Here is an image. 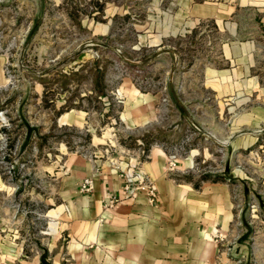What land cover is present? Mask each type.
<instances>
[{"label":"rangeland","instance_id":"1","mask_svg":"<svg viewBox=\"0 0 264 264\" xmlns=\"http://www.w3.org/2000/svg\"><path fill=\"white\" fill-rule=\"evenodd\" d=\"M96 2L103 3L100 14ZM176 2L0 0V52L8 57L0 87V173L9 186L0 194V233L22 246L29 262L52 244L51 235L41 231L50 233L45 214L59 202L69 153L93 155L106 146L114 151L118 143L136 150L156 142L166 148L167 159L175 157V178L227 184L233 220L220 247L224 261L264 264V128L231 134L230 114L217 121L214 98L202 90L200 75L204 66H222L214 63L211 43L218 33L207 23L179 34L184 19L175 15ZM257 8H238L225 20L238 25L239 41L258 42L263 61L264 20L258 21ZM71 11L79 12L76 18L69 17ZM92 12L95 17L84 14ZM160 40L161 50L173 46L176 57L156 55ZM171 71L179 89L185 88L177 102L162 89ZM129 79L160 89L162 99L147 120L131 119L126 126L121 116ZM252 105L264 102L249 97L235 114ZM69 110L77 113L67 120Z\"/></svg>","mask_w":264,"mask_h":264},{"label":"crops","instance_id":"2","mask_svg":"<svg viewBox=\"0 0 264 264\" xmlns=\"http://www.w3.org/2000/svg\"><path fill=\"white\" fill-rule=\"evenodd\" d=\"M176 3L175 15L180 14L184 19L179 34H192L207 23L218 33L211 43L215 50L214 63L222 66H204L200 75L202 90L214 98L217 121L230 114L231 119L226 123L231 134L242 127L263 129L264 105L247 106L236 114L235 111L252 96L264 102L261 71L264 67L259 65L264 64V59L258 57V42L239 41L238 25L225 19L236 15L238 8L253 6L258 7L261 22L264 0H177ZM104 27L105 32L109 30L106 35L109 37L111 23L107 21ZM223 34L227 35L225 39ZM162 43L157 42L156 55L167 53L176 57L175 48L167 45L172 50L162 51ZM7 60V55L0 52V87L6 82ZM165 80L162 89L177 102V92L185 88L179 89L172 71ZM126 86L121 118L126 120V126L131 119L135 120L134 124L143 123L149 114L157 112L155 105L162 99V93L157 88L136 86L130 79ZM73 111L77 113V110L67 111V120ZM2 130L0 117V137ZM108 133L111 136V131ZM115 151L117 155L113 156ZM189 155L193 153L190 151ZM166 163V148L156 142L136 150L118 143L114 151L106 146L93 155L69 153L58 184L59 202L45 214L50 219L46 227L50 233L41 231L51 235V246H43L29 262L22 246L16 247L8 236L0 233V264H228L220 248L227 242L233 220L227 184L216 180L195 184L177 179L179 174L169 170ZM126 174L132 178L127 180ZM136 176L145 177L155 187L154 204L143 191L136 189ZM85 177L93 179V189L88 193L80 191ZM7 188L0 173V194ZM111 198L117 199L113 207L107 205Z\"/></svg>","mask_w":264,"mask_h":264},{"label":"built area","instance_id":"3","mask_svg":"<svg viewBox=\"0 0 264 264\" xmlns=\"http://www.w3.org/2000/svg\"><path fill=\"white\" fill-rule=\"evenodd\" d=\"M175 157L173 155L169 156L168 159H167V168L170 170V169H173L175 167ZM125 178L127 180H130V178H132V176L130 175H125ZM136 178V189L140 190V191H143L149 202L154 204L155 201H156V197H157V191L155 189V187L152 185V183L146 179L145 177L143 176H140V177H135ZM125 189H128V184H125ZM93 189V179L91 177H85L83 178L81 184H80V191L81 192H85V193H88L90 192L91 190ZM117 203V199L115 198H111L109 200V202L107 203V205L109 207H113L115 206ZM214 237H216L217 235H213Z\"/></svg>","mask_w":264,"mask_h":264},{"label":"trees","instance_id":"4","mask_svg":"<svg viewBox=\"0 0 264 264\" xmlns=\"http://www.w3.org/2000/svg\"><path fill=\"white\" fill-rule=\"evenodd\" d=\"M95 8H97L96 9V12H98L97 14H100L101 13V10H102V8H103V3H99V2H96L95 3ZM95 12V11H94ZM94 12H92V13H94ZM79 12H77V14H78ZM92 13H84V14H87V15H92ZM77 14L74 12V11H71V12H69L68 13V15H69V17L72 19V18H76V16H77ZM75 15V16H74ZM94 17H95V15H94ZM77 21H78V19H77Z\"/></svg>","mask_w":264,"mask_h":264}]
</instances>
